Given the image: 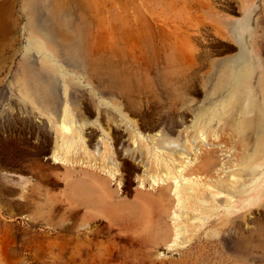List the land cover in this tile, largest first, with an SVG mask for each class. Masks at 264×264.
<instances>
[{
    "label": "rangeland",
    "instance_id": "1",
    "mask_svg": "<svg viewBox=\"0 0 264 264\" xmlns=\"http://www.w3.org/2000/svg\"><path fill=\"white\" fill-rule=\"evenodd\" d=\"M117 71L132 97L113 95ZM237 74L232 113L196 139ZM67 101L84 142L54 164ZM161 134L188 148L156 149ZM259 139L264 0H0V264H264V180L239 173ZM165 164L204 201L183 208Z\"/></svg>",
    "mask_w": 264,
    "mask_h": 264
},
{
    "label": "bare ground",
    "instance_id": "2",
    "mask_svg": "<svg viewBox=\"0 0 264 264\" xmlns=\"http://www.w3.org/2000/svg\"><path fill=\"white\" fill-rule=\"evenodd\" d=\"M254 2L255 0H241V4L245 10L252 7L254 5ZM33 47H35L37 50L45 51L48 54V55H44V57L46 58H51L52 56H54L52 52L48 50L47 45H45L43 42L38 41L31 48ZM102 66H103L102 60L100 59L90 60V63H88V70L92 71L97 69L100 71ZM109 76L113 77L114 79L113 84H110L111 85L110 88L115 89V91L113 92L114 96L125 97V95H127L132 97L131 94L129 93L130 90H128L131 83V79L129 77L122 78L118 71ZM241 81H242V76L240 74L235 75L233 82L230 84L232 89L229 91L226 97L223 96L221 100L211 103L207 108L201 107L202 109H200L197 112L193 124L194 133H195L194 136L196 139L200 137L203 138L206 132L208 133L209 131H212L214 129L213 121L215 119L221 121L223 116L232 113L235 104V98L237 93L239 92ZM251 95L252 94H248L249 97L246 100L245 104L243 105L242 108H239L238 117L241 118V120L237 124L238 129H244V128L246 129L250 125L251 115L253 114L254 107L256 106L255 105L256 99L254 100L253 98L251 100ZM120 105L121 104L118 103V106ZM47 109L49 110L50 108ZM55 109H52L51 113L54 114L55 117H57V115H60L61 117V114H57L58 109H56L57 112ZM60 112H62L63 115V120H62L64 121L63 124L60 122L59 125L56 122L57 124L56 125L55 119L49 116L50 118L49 120L51 124L50 127L52 128L54 127L53 130L55 131L56 134L55 135L56 140L54 143V150L52 154L54 158V164H59L60 162H67L69 160L68 152L71 149L70 147L74 144V142L75 144L76 142L79 141L84 142L82 135V128L77 129L76 127H74L75 124L74 111L70 108L68 101L64 104V106H62V111L60 110ZM89 123L90 122L88 120L83 119V121L81 122V127H84ZM212 132L216 134L215 130H213ZM207 133L204 137H207ZM152 141L156 149L158 150L162 149L161 151H164V153H167L171 156H173V154L176 153V148H180L182 150L188 148V145H186L185 143L186 140L183 141L180 137L173 138L167 136L166 134L156 135L152 137ZM165 166L167 168L166 169L167 176H171L172 178H175L176 186L174 185L175 186L174 191H176L179 204L182 205L183 208L189 209L190 205L193 203L192 192H195L197 198L201 197V199L204 201V198H202V189L201 190L199 189L200 186L199 184H201V180L199 178H195V179L192 178L189 179L188 177L186 178V176H183L180 169H178L177 171L172 170V169H177V167L175 168L170 167L169 164H165ZM240 166L241 168L239 169L240 170L239 173H241L242 171L250 175L253 179L263 177L262 179L264 180V141L259 139L257 145L254 147L253 152H250L243 157V161L240 163ZM176 173H180L181 178L177 179V177L175 176ZM240 193H244V191L242 190L240 191ZM215 195L216 192L215 191L212 192V196L215 197ZM249 203L250 202L246 201L240 203V205L238 204L237 206L238 208L239 207L242 208L249 205Z\"/></svg>",
    "mask_w": 264,
    "mask_h": 264
}]
</instances>
